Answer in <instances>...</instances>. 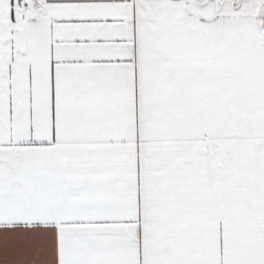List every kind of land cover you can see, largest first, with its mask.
<instances>
[{
	"label": "snow or ice",
	"instance_id": "6c2138e0",
	"mask_svg": "<svg viewBox=\"0 0 264 264\" xmlns=\"http://www.w3.org/2000/svg\"><path fill=\"white\" fill-rule=\"evenodd\" d=\"M0 264H264V0H0Z\"/></svg>",
	"mask_w": 264,
	"mask_h": 264
}]
</instances>
